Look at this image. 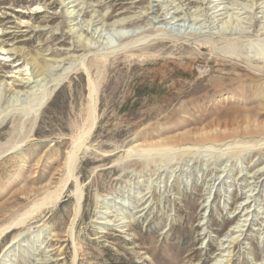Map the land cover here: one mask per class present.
<instances>
[{"label":"rangeland","instance_id":"rangeland-1","mask_svg":"<svg viewBox=\"0 0 264 264\" xmlns=\"http://www.w3.org/2000/svg\"><path fill=\"white\" fill-rule=\"evenodd\" d=\"M187 1L0 0L2 225L67 173L84 44L98 82L72 176L0 237V264H264V35H243L264 0ZM146 30L170 33L100 57Z\"/></svg>","mask_w":264,"mask_h":264},{"label":"bare ground","instance_id":"bare-ground-1","mask_svg":"<svg viewBox=\"0 0 264 264\" xmlns=\"http://www.w3.org/2000/svg\"><path fill=\"white\" fill-rule=\"evenodd\" d=\"M258 1H256V2H258ZM219 3H222V2H219ZM186 4L187 5H190V4L191 5L192 4L206 5V3H204V0H188ZM260 5H262V4H260V3L259 4H254L255 10L263 7V6L261 7ZM249 6H251V5H249ZM204 10H205V8H204ZM204 10H200V12L204 11ZM212 10H213V12L210 15H208V16H207V14L205 15V12L202 15L205 16V18L207 20H211V15H213L214 18H215V17H220L222 15V13H223L222 12L223 11V7L220 8L218 6H214V7L212 6ZM180 19H182V18H180ZM163 20L165 21V18ZM190 20L193 21V22H197V16L191 17ZM253 22H255V20ZM128 24H129L128 20H125V19L124 20H117V21H114V23H112V25H113L112 27L113 28L115 27V28H118V29H126ZM148 31L149 30H146V32H141V33L133 34V35H124V34L123 35H119V36H121L120 40L123 41V42H120L119 44H117L116 46H113V47L112 46L111 47H107V50L100 51V52L97 51V53L99 52L100 57L102 56L105 59V56H103V55H106V54L108 55L110 53L115 52L116 50L120 51V50L125 49V48L136 46V45H138L140 43H146L147 41L155 40L156 37H157L156 35H167V34L170 33L169 30H164V31L155 30L152 33H149ZM243 33H244L243 35L246 36V37H247L248 34H253V33L257 37H259V36L263 37L262 35H264V26L259 27L258 29H255V25L252 26V23H251L246 28V30ZM251 43L253 44V46L258 47V48H259V46L262 45L261 42L259 43L261 45H259L258 43H257L258 44L257 45L255 43H253L252 41H251ZM83 47L84 48L87 47V49H84V51H86V52L84 54H82L79 58L73 60V61H75L76 64L73 63L72 65H74L73 67H79L81 69L83 68L85 73L87 74V77H88V80H87L88 81V100H89L88 102L90 103V105H89V114H88V117L86 118L87 122L85 121L86 124L84 123L83 126L80 128V131L75 136L69 151L65 155V160H64V165L65 166L64 167L67 168V173L64 176L62 171L57 169L53 173V175L51 176L52 180L50 181L49 184H47V186H46L47 189L44 191V193L47 194L46 197L41 198V200H40V198H38V200H40L38 202L36 200H34L36 202H33V204H31L30 207L25 208V210L23 212H21L20 214H17L13 219H11V221H9L8 223H6L4 225L1 224V220H2L1 219L0 220V237L4 233L13 231L14 229H18L19 227H21L25 222H27L28 220H30L33 217H35L33 215H35V213L38 212V210L41 208V206H45V205L47 206V204H51L54 199L58 198L59 192H56L57 189H58V186L60 185L61 186L60 189H63V187L68 182L69 178L72 176V169H73V166H74V164H75V162H76V160L78 158V152L81 149V147L84 144V142H86V140L88 139V137H89V135H90V133L92 131V128H93L94 122H95V118H96L95 112H96V109H97L96 108V104H97L96 101L98 100L97 99L98 82H96L93 79L94 77L91 74L90 68L87 66V63H86V59H87L88 54L91 51H93V50H90L91 47L89 45H85L84 44ZM201 47L205 48L207 46L202 44ZM259 51L264 52V49L261 48V50L259 49ZM253 60L260 61L259 58L253 59ZM70 65H71V63H70ZM37 71L38 70H36L35 73H37ZM67 71L65 69V71H63L62 73L67 74ZM54 74L55 73H52L51 71H49L47 76H49V75L53 76ZM40 99L36 102V104H38V106L41 103ZM53 188H57V189L54 190ZM50 189H52V190H50ZM35 197L33 199H35ZM33 199H31V201H33ZM29 205H30V203H29ZM216 264H220V261H216Z\"/></svg>","mask_w":264,"mask_h":264}]
</instances>
